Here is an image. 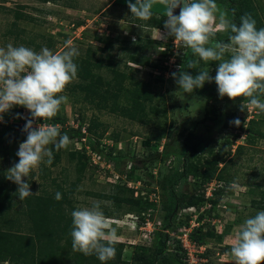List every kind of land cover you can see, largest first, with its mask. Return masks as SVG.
Segmentation results:
<instances>
[{
  "label": "rangeland",
  "instance_id": "rangeland-1",
  "mask_svg": "<svg viewBox=\"0 0 264 264\" xmlns=\"http://www.w3.org/2000/svg\"><path fill=\"white\" fill-rule=\"evenodd\" d=\"M113 1L0 0V47H6L11 43L13 46L30 47L37 52L43 47L56 52L64 50L66 43L72 41L80 55H85L86 50L91 48L98 57L106 56L107 52L96 50V47L104 45L97 37L109 36L117 39L114 42L116 48L125 45V41L140 45L142 47L140 55L149 58L151 64L138 65L127 62L126 65L137 69L132 72L134 78L150 83L154 96L152 104L158 108V113L150 114V121L138 123L83 102L80 92L72 94L67 87L62 93L67 96V100L57 113L64 121L63 127L67 130L78 124H83L85 128L90 125L91 131H87L86 128L87 133L95 140L99 136L102 148L94 150L95 146L91 147L92 144H89L88 140L81 141V137H71L68 147L59 150L60 160L55 166L42 163L45 168L50 167V175L47 178L36 174L39 167L32 171L35 173L33 177L29 175L25 180L30 183L33 193H39L44 186L54 188L58 182L67 187L73 183L74 191L71 196L75 209L80 206L90 207L99 202L104 215L106 211L109 213L106 217L109 223L117 228L120 241L124 243L122 258L129 260L134 252L141 250V247L152 245L156 237L155 232L163 228L165 224L163 219L168 215L167 211L162 209L161 203L169 201L167 194L169 187L162 189L159 183L166 175H169L167 186L173 182L183 166L185 145H189L187 183L180 181L178 185L172 186V189L176 193L187 189L194 196L203 193L208 198L212 196L213 189L221 188V197L216 205L204 202L198 209L182 208L175 217H171L169 221L172 227L164 229L168 235L167 251L180 253L183 251L189 263L194 260L195 264H234L233 258L228 254L232 239L245 219L264 211V113L253 110L255 122L248 126V121L252 118L244 119L245 127H251V132L243 130L236 137H233L236 131L230 133L221 128L222 118L202 120L205 97L200 89L186 94L170 84V73L181 66L184 60L182 57L189 49L181 47L171 37L167 40H157L159 28L146 26L140 22L142 20L137 21V18L131 17L125 5L126 0L112 4ZM216 2L221 10L228 13L227 0ZM66 3L74 7L64 6ZM252 6L260 19L262 16L264 18V0H252ZM16 11L25 13L26 18L16 20V25L12 27ZM153 11L163 13L161 6H154ZM261 21L264 24V19ZM11 28L15 33H19L8 34ZM226 38L227 34L217 33V40ZM113 53L118 61L120 59V67H123L125 53L120 49ZM216 68V62L201 61L197 68L193 69L192 75L205 69L214 77ZM107 70L105 66L101 69L103 75L109 78L111 74ZM205 87L211 93L217 94L214 82H206ZM261 99L264 100V96ZM214 102L219 105L223 103L217 97ZM17 114L23 118H17ZM29 117L30 113L26 109L14 107L3 115V122H0V128L7 127L10 132L8 141L0 144V172L4 174V185L7 186L9 194L16 185L6 179L7 170L18 162L15 154L19 143L26 139L21 123H25L22 119ZM36 124L38 123H34V127ZM189 133H192L191 137ZM211 137L217 140L215 152L223 145L221 150L223 156L222 161L216 166V177L203 182V177L196 176L193 169L196 166L198 168L196 173L198 171L203 173L204 170L199 167L210 155L203 154L202 151L205 149L204 142ZM232 138L233 142L229 143ZM198 140L202 143L199 153L193 152L190 148ZM49 147L52 148L51 145ZM109 147L112 149V156H120L115 163L101 159L96 153H99V150L107 152ZM76 150L89 157L88 165L78 182L75 179L76 159L74 158L72 162L69 160V153ZM163 150L167 153L162 160ZM52 179L55 180L54 183ZM233 183L238 187L229 190V185ZM115 184H126L131 188L133 197H140V207L144 209L132 211L127 203L116 202L112 198L117 194ZM192 219L195 220L191 236L196 240H194L196 244L195 247L183 246V242L178 239L182 237L178 229ZM198 239L202 240L201 244L198 243ZM184 257L181 259L182 263L189 264L184 261L186 259Z\"/></svg>",
  "mask_w": 264,
  "mask_h": 264
},
{
  "label": "clouds",
  "instance_id": "clouds-1",
  "mask_svg": "<svg viewBox=\"0 0 264 264\" xmlns=\"http://www.w3.org/2000/svg\"><path fill=\"white\" fill-rule=\"evenodd\" d=\"M131 17L142 21L152 18L154 6H161L165 16L157 40L173 38L181 47L189 49L196 59L189 61L187 69L198 64L216 62L215 76L201 69L196 75L184 67L170 73L177 88L191 94L204 84L214 82L220 98L247 99L249 110L264 113V28L257 29L250 14L239 18V23L221 10L216 0H126ZM179 9L178 14L174 10ZM227 34V40H217V33ZM80 55L72 41L62 51L47 47L39 52L30 47H0V122L3 115L14 107H23L30 113L22 132L26 139L19 143L18 162L8 170L6 179L17 186V197L23 201L34 193L25 180L42 163L51 164L54 146L56 151L66 149L70 137L61 134L59 126L34 122L51 120L67 100L63 95L67 85L77 79ZM241 110H244L241 108ZM17 118H23L17 114ZM239 126V118L229 122ZM238 185L230 184L229 190ZM62 198L57 192L56 200ZM71 248L85 256L95 255L102 264L115 258L118 230L104 215L101 204L80 206L71 212ZM234 264H264V211L245 219L231 242L228 253Z\"/></svg>",
  "mask_w": 264,
  "mask_h": 264
},
{
  "label": "trees",
  "instance_id": "trees-1",
  "mask_svg": "<svg viewBox=\"0 0 264 264\" xmlns=\"http://www.w3.org/2000/svg\"><path fill=\"white\" fill-rule=\"evenodd\" d=\"M227 1L229 2L228 13L230 18L235 20L236 23H239V18L242 15L250 14L255 21H258L256 23L257 29L264 28V24L261 21L264 18L262 16L260 19L256 13V9L252 6V0ZM119 2H121V0H114L113 4ZM132 2H135V0H132ZM125 5L127 7L126 3ZM64 6L70 8L74 7L67 3ZM153 12L154 14L150 20L140 22H143L142 24L146 26L164 30L163 23L165 16L162 13L159 17H156V12ZM25 18V13L16 11L14 20L11 24L12 27L16 25V20ZM136 20L139 21V19ZM6 33H8V31ZM11 33H15L12 28L9 29L8 34ZM18 33L19 32H16L15 34ZM97 38V40L104 43V45L102 47H96V50L102 53L107 52V55L96 57L95 52L91 51V48H88L85 55L76 57L74 62L78 65V78L77 81H73L67 85V87L72 94L76 93V91L80 92V97L83 102H87L99 109H105L127 119L137 121L138 123H147L151 119L150 114L158 113V108L152 104L154 96L151 93L150 83H144L134 78L132 72L137 69L130 65H126V63L132 62L138 65H149L151 64L150 59L140 55L142 47L134 42L125 41V45H119L116 48L114 47V42L117 39L109 36ZM225 40H227V38ZM116 49H120L125 53V63L123 67H120V59L118 61L113 53ZM182 58H184V60L181 65L184 67V70H187L190 74H194L193 69H187L186 67L187 63L193 60L191 51L187 50ZM104 66L111 74L109 78L105 77L101 71ZM177 70L178 68L175 71ZM170 84L172 87L178 89L172 78ZM200 92L205 97V112L202 120H214L215 117L222 118L221 128L230 131V133L233 131L237 132L236 134L233 133L235 135L233 137H236L238 133L243 130L251 132V127H245L244 118L238 115L241 108L245 110L242 103L247 101L246 98L239 97L234 101L229 100L226 96L220 98L217 95L218 93H211L206 89L205 84L203 88H200ZM216 97L217 99H221L223 102L222 105L214 102ZM235 118H239L241 121L238 127L229 123ZM46 121L53 125L62 124V126L59 127L61 134L66 133L70 138H80L83 135L80 131L83 124H79L78 128L70 127L66 130L63 127L64 121H62L58 115ZM254 122V119L249 120L248 126H251L250 123ZM86 128L87 131H91L90 125H87ZM191 134L192 133H189L190 137ZM9 137L10 132L7 127L0 128V144L8 141ZM98 138L99 136H97L95 140L90 135L88 137L89 144H92L91 147H93V145L95 146L94 150L101 147ZM228 140L229 139H227L226 142H228ZM232 140L233 138L229 140V143L233 142ZM216 142L217 140L215 137H211L204 142L205 149L202 153L209 154L210 157L199 167V169L202 168L204 170L203 173H199V171L196 173V169H198L196 166L193 169L196 176L203 177V182L213 180L216 177V166L222 161L223 152L221 150L223 145L220 144L219 150L215 152ZM201 147V140H198L194 142L190 148L193 152L199 153ZM52 148L54 153L50 166H55L60 160V154L59 151L55 150L54 146H52ZM111 150V147H109V151L107 152L99 150V153H96L98 157L101 156V159L103 158L109 162L115 163L120 156H112ZM188 150L189 145H185L183 166L181 171L175 176L173 182L167 186L169 175H166L159 183L162 189L169 187L167 189L169 201H162L161 203L162 209L167 211L168 217L163 219L165 224L161 231L155 232L154 236L156 237H154L152 245L141 247L139 252L133 253L131 259L125 260L122 258L124 243L119 241L115 245V258L107 261L106 264H183L181 259L184 253H180L179 251H167L166 241L168 235L164 232V229L172 227V223L169 219L175 217L182 208L194 206L198 209L204 202L212 206L216 205L220 201L222 191L221 188L213 189L212 196L206 198L203 193L199 196H194L192 192L187 191V189L179 193H176L172 189V186L178 185L180 181L187 183L186 178L189 175L190 164L187 156ZM166 153L165 150L161 152L162 160L165 158ZM69 154L70 162H72L74 158L76 159L74 165L76 174L75 179L78 182L81 180L83 172L88 165L87 159L89 157H87L85 153L77 150ZM41 165L42 166H40L36 174L42 178H47V176L50 175V167L45 168L43 164ZM30 175L33 177L35 173L32 172ZM52 182L54 183L55 180L52 179ZM4 184L5 177L4 174L0 172V264L2 262H6V264H102L95 255L85 256L81 253L72 251L70 237L72 220L70 214L75 210L74 201L71 196L74 191L73 183H71L70 187H67L58 182L54 185V188L51 187V189L44 186L40 189L39 193H34L23 201H20L17 197L18 194H15L17 191L16 186L12 187V193L9 194L7 193L8 188ZM115 187L117 194L112 198L116 202L127 203L132 211H141L144 209V207H140V197H133V190L127 187L126 184H115ZM57 192L61 193L62 198L60 200L55 199ZM105 214V216H108L109 213L106 211ZM200 240L198 239L197 241L201 244L202 240Z\"/></svg>",
  "mask_w": 264,
  "mask_h": 264
},
{
  "label": "built area",
  "instance_id": "built-area-1",
  "mask_svg": "<svg viewBox=\"0 0 264 264\" xmlns=\"http://www.w3.org/2000/svg\"><path fill=\"white\" fill-rule=\"evenodd\" d=\"M242 105L245 107V110H241V111H239V116L240 117H243L244 119L246 118L247 120L249 119V118H254V115L252 114L253 112H255V111H253V110H249L248 108H247V101L246 102H243L242 103ZM22 120H25L24 122L26 123V120L27 119H22ZM246 120V121H247ZM25 123H21V125L22 126H24V124ZM34 123H46V124H50V125H53V124H51V123H49V122H47L46 120L45 121H42V120H38V121H36V122H34ZM55 126H61L60 124H56ZM74 128H78L79 127V124L78 125H76V126H73ZM81 133H83V135L81 136V141H82V139H83V141H87L88 140V137H89V134L87 133V131H86V128H85V126L84 125H82V127H81ZM89 141V140H88ZM195 207L194 206H190V207H187V208H185V209H189V210H192V209H194ZM193 220H195V219H192L191 221H189V223L187 224V225H184V226H182L181 228H179L178 229V231L179 232H181V236L182 237H179L178 239L181 241V242H183V246H190V245H192V246H194L195 247V241L192 239V237H191V233H192V231H193V228H194V224H193ZM151 233V232H150ZM182 253H183V251H182ZM184 256L186 257V259L184 260L185 262L187 261L188 262V259H187V256H186V253L184 254ZM183 256V257H184ZM182 257V258H183ZM184 257V258H185ZM192 262V263H191ZM189 264H195L196 263V261H191Z\"/></svg>",
  "mask_w": 264,
  "mask_h": 264
},
{
  "label": "crops",
  "instance_id": "crops-1",
  "mask_svg": "<svg viewBox=\"0 0 264 264\" xmlns=\"http://www.w3.org/2000/svg\"><path fill=\"white\" fill-rule=\"evenodd\" d=\"M216 1H219V0H216ZM112 4H113V2H112ZM156 14L159 16L160 15V13L159 12H156ZM162 14V13H161ZM122 19V18H121ZM160 29V28H159ZM1 264H6V262H2Z\"/></svg>",
  "mask_w": 264,
  "mask_h": 264
},
{
  "label": "water",
  "instance_id": "water-1",
  "mask_svg": "<svg viewBox=\"0 0 264 264\" xmlns=\"http://www.w3.org/2000/svg\"><path fill=\"white\" fill-rule=\"evenodd\" d=\"M179 13V9L177 8L176 10H174V14H178Z\"/></svg>",
  "mask_w": 264,
  "mask_h": 264
}]
</instances>
